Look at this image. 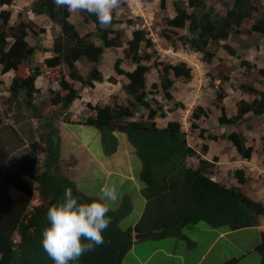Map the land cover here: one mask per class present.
<instances>
[{
    "label": "trees",
    "instance_id": "16d2710c",
    "mask_svg": "<svg viewBox=\"0 0 264 264\" xmlns=\"http://www.w3.org/2000/svg\"><path fill=\"white\" fill-rule=\"evenodd\" d=\"M13 1L0 0V6L10 7ZM150 1L141 0L144 4ZM165 6L166 0H159L160 9L164 10ZM173 8L175 16L163 18L154 30L171 46L179 43L189 51L201 54L205 63L213 61L220 47L230 56H235V51L221 45V42L237 33L246 21L256 19L251 30L264 36V10L258 0H234L232 7L223 15L209 7L207 0H177L173 2ZM30 11L35 16L46 17L57 26L59 35L49 50L39 45L38 38L36 45L31 46L27 38L29 33L36 36V25L19 22L10 26L11 12L0 11V71L2 74L15 72L9 92L13 106L19 107V119L35 120L36 129L45 128L48 133L44 137L31 138L25 153L10 161L8 155L19 149L16 146L20 141L19 135L12 125L0 122V264H54L41 243L42 232L49 226L48 208L62 202L67 188L72 189L73 196L81 203L98 200L82 194L76 184L63 174L59 165L61 139L54 122L62 116L65 123H71L68 110L75 100L80 99L81 92L74 83H80L83 89H91L95 83L102 84L105 80L98 64L104 51L121 48L125 37L115 15L111 25L104 27L98 24L94 15L79 11L83 21L93 24L96 29L90 35L80 36L69 21L70 11L55 4L54 0H34ZM128 24L132 22L128 21ZM176 30H186V34L180 35ZM148 35L145 30H135L125 42V59L135 67L132 71L120 68L121 58H117L113 65L116 75L127 79L123 89L130 98L129 104H119L115 96L110 103L103 105L86 104L88 116L76 123L97 130L106 156L117 151L116 134L126 136L141 163L139 180L143 185L140 194L145 200L144 209L133 228L123 231L119 222L132 211V203L124 198L116 210L107 214L112 222L103 233L105 243L84 253L77 264H122L134 244L132 232L151 233L146 238L171 237L187 241L182 233L187 225L204 224L211 229L226 227L229 231H238L258 227L260 218L264 217L262 202L251 199L235 185L221 184L216 180L214 168L217 158L209 161L199 157L188 144L187 134L179 122L169 121L164 127L156 125V119L165 118L167 112L155 96L160 95L166 102L173 101L170 91L174 81L182 79L189 82L192 76L191 68L183 62L163 65L160 69L157 64H143L151 60V55H141L142 46L146 50L154 49ZM37 50L52 54L43 62L46 68L65 66L68 70L67 75L58 74V90L49 89L51 98L49 103L42 104L43 108L35 102L39 93L35 81L41 71L31 65ZM81 61L89 65L85 75L77 67ZM242 64L250 66L246 62ZM152 69L159 75V85L152 84V90L146 91L145 75ZM258 73L264 78V69ZM106 81L116 83L114 77ZM222 81H227V78ZM238 90L255 97L251 102L240 100L236 115L228 118L222 106L226 93L218 87L214 102L221 114L217 119L221 127L239 124L248 113L257 117L264 115V91L243 84ZM54 108H58V113ZM137 109L146 112L145 119L132 120ZM205 115L199 107L191 114L192 130L198 129L196 122ZM222 137L231 143L241 160L251 159L253 150L246 145L241 133L234 131ZM207 151L206 146L202 148L203 154ZM191 158H196V167L188 166ZM233 174L240 186L248 182L243 170H236ZM254 251L260 257V264H264V232L260 234ZM222 264L240 262L232 258Z\"/></svg>",
    "mask_w": 264,
    "mask_h": 264
},
{
    "label": "rangeland",
    "instance_id": "374dc122",
    "mask_svg": "<svg viewBox=\"0 0 264 264\" xmlns=\"http://www.w3.org/2000/svg\"><path fill=\"white\" fill-rule=\"evenodd\" d=\"M33 1L14 0L10 7L0 6V11L9 10L11 12L10 26H16L19 22L34 23L36 25V36L29 33L28 43L35 46L36 38H38L39 45L49 50L52 47L53 40L59 35V29L46 17L35 16L31 13L30 6ZM174 1L177 0H166L165 9L161 10L159 0H151L146 4L142 3L141 0H121V5L115 10L114 15L116 21L120 23L119 27L124 31L125 37L123 38L122 47L106 49L98 64L105 81L102 84H94L91 89L81 88L78 82L74 83V87L81 91V97L91 105L99 106L110 103L113 96L117 97L119 104L128 105L130 98L123 89L127 84V79L124 76L116 75L113 65L117 58H121L123 62L120 68L124 71H132L135 67L125 59V42L131 38V34L135 30L149 32L148 37L151 38L154 49L146 50L142 46L141 55L144 53L151 55V60L143 62V64L147 66L157 64L160 69L163 65H176L183 62L191 68L192 76L189 82L182 79L174 81L173 88L170 91L173 101L166 102L160 95L155 96L157 101L164 104V110L167 112L165 118L156 119V125L164 127L169 121L179 122L182 130L187 134L188 144L199 157L209 161H212L215 157L217 158L218 162L215 163L214 175L219 183H230L241 188L251 199L264 201V167H262L264 166V115L257 117L252 113H248L239 124L232 127H221L217 121L221 114L214 102L218 87H222L226 93L222 106L225 109L226 116L231 118L236 115L240 100L251 102L255 97L240 92L238 90L240 85L243 84L264 91V78L258 73L259 70L264 69V36L251 30V26L256 19L246 21L237 33H232L227 40L221 42V45L233 49L236 53L235 56H230L220 47L216 50L213 61L205 63L202 61L201 54L193 53L189 51L188 47L179 43L171 46L154 30L163 18H173L175 16ZM207 1L209 7L223 15L232 7L234 0ZM258 2L264 10V0H258ZM69 21L75 26L80 36L90 35L96 30L93 24L83 21L79 11H70ZM128 21H131L132 24H128ZM176 31L180 35L186 34V30ZM95 43L98 45V42ZM50 57H52L50 52L37 50L31 64L41 71V75L35 81V86L39 89V93L35 96V102L40 108H43L42 104L49 103L51 98L49 89L58 90L56 82L58 74L67 75L68 73L65 66L54 69L46 68L43 62ZM243 62L248 63L250 66L243 65ZM77 67L83 75L89 69V65L85 61L79 62ZM251 67L253 68L251 69ZM24 73L26 74V70ZM14 76L15 72L13 71L6 74H2L0 71V122L2 125H12L20 139L19 142H16L19 149L8 155L10 161L25 153L31 138L44 137L48 133L45 128L38 127L36 129L37 122L35 120L19 119V107L18 105L13 106L9 92ZM109 77L117 79L116 83H108L106 80ZM145 77L146 91L152 90V84L159 85L160 79L156 70H150ZM224 77L227 78V81H222ZM82 104L77 113H89L86 103ZM198 107L206 115L200 117L196 122L198 129L192 130L191 114ZM54 110L58 113V108H54ZM169 110L171 111L168 112ZM145 117L146 112L143 109H137L132 120L137 121L145 119ZM68 119L71 120L70 115ZM80 121H83V119L78 117V119L71 121L72 124L69 123L71 125H68L60 116L54 122L62 145L60 168L63 174L69 176L76 184L78 190L89 197L99 198L104 185H115L119 196L117 202L111 205L110 210H116L124 198L129 199L132 203V211L119 222V227L123 231H127L138 221L144 209V200L140 194L143 185L139 180L141 163L126 136L116 134L118 139L116 156L113 161H109L111 166L108 165L107 169H102L101 160H103L105 154L102 150L100 135L92 127L73 125ZM234 131L241 133L246 139V145L253 150L252 159L249 160L248 165L237 155L231 143L222 137ZM212 137H216V139L212 140ZM79 143L85 147H79ZM205 146L208 151L203 154L202 148ZM188 161V166L196 167V158H191ZM112 164H114L113 167ZM111 170L113 172L108 173ZM236 170L244 171L248 179L244 186L237 184L234 179L233 173ZM259 170L262 171V174H259ZM261 175L263 178H261ZM223 230L228 229L224 227L213 230L204 224H197L187 225L182 229V233L187 236L189 242L171 237L161 239L143 238L136 244V257L128 253L122 264H141V262L143 264H182V258L179 260L172 256L174 254L184 256L185 264L192 262L197 264H222L232 258L238 259L240 264H260V257L253 250L254 245L258 244L260 240L254 229L247 228L233 231L234 234L215 240ZM169 254L172 255L169 256ZM202 256L203 258L200 261Z\"/></svg>",
    "mask_w": 264,
    "mask_h": 264
},
{
    "label": "clouds",
    "instance_id": "9594fccd",
    "mask_svg": "<svg viewBox=\"0 0 264 264\" xmlns=\"http://www.w3.org/2000/svg\"><path fill=\"white\" fill-rule=\"evenodd\" d=\"M54 2L71 12L83 11L94 15L98 24L104 27L111 25L114 12L121 5V0ZM101 193L97 201L81 203L73 196L72 189L67 188L62 202L48 208L49 226L42 232L41 243L54 264H77L84 253L94 251L105 243L103 233L112 222L107 214L119 194L115 185L107 184Z\"/></svg>",
    "mask_w": 264,
    "mask_h": 264
},
{
    "label": "crops",
    "instance_id": "0c3cea01",
    "mask_svg": "<svg viewBox=\"0 0 264 264\" xmlns=\"http://www.w3.org/2000/svg\"><path fill=\"white\" fill-rule=\"evenodd\" d=\"M117 80V79H116ZM95 84H97V83H95ZM82 103H86V104H89V102L88 101H85L82 97H81V95H80V99H78V100H75L73 103H72V105L70 106V108H69V110H68V113H69V115H70V117H71V120L70 121H74L75 119H78V117H81L82 119L83 118H85V117H87L88 116V112H84V113H77V110L78 109H80L81 107H82ZM74 111H76V112H74ZM78 116H77V115ZM68 125H71V124H68ZM73 125H76V124H73ZM80 127V126H79ZM78 146L79 147H82V146H84V145H81L80 143L78 144ZM85 147V146H84ZM88 150V148H87V146H86V151ZM92 157H93V155L92 154H90ZM116 156V152L113 154V155H111V156H106L105 155V157H103V160H101V165L103 166L102 167V169L104 168V169H107V167H108V165L109 166H111V164H110V160H112L113 161V159H114V157ZM251 159H252V157H251ZM250 159V160H251ZM77 160H78V158H77ZM249 161H245L244 163L245 164H249L248 163ZM78 163H79V161H78ZM113 165L114 164H112V167H113ZM262 167H264V166H262ZM251 170V169H250ZM117 171H119V170H117ZM113 171L111 170V172H108V173H112ZM248 172H249V170H248ZM259 172H260V170H259ZM259 174H262V171L259 173ZM69 177V176H68ZM261 178H263V176L261 175ZM143 198V197H142ZM144 200V199H143ZM255 201H260V202H262L263 204H264V201L263 200H255ZM144 205H145V200H144ZM136 223V222H135ZM134 223V224H135ZM134 226V225H133ZM133 226L131 227V228H133ZM219 229H221V228H219ZM252 229H254L256 232H257V236L259 237V239H260V234L262 233V232H264V217H262V218H260V225L258 226V227H255V228H252ZM213 230H215V229H213ZM239 231V230H238ZM231 234H234L233 233V231H229V230H223L222 232H220L218 235H217V237L215 238V240L217 239V238H221V237H226V236H229V235H231ZM134 235V232H132V236ZM186 238H187V236H186ZM141 240V239H140ZM140 240H134V244H133V246H132V248H131V250L129 251V253H131L132 254V256H135L136 254H135V247H136V244L138 243V242H140ZM184 241H186V240H184ZM187 242H189V239L187 238ZM259 243V242H258ZM257 245V244H256ZM256 245H254V248H255V246ZM254 248H253V250H254ZM172 254H169V256H171ZM173 257H175V258H178L179 260L182 258V260H183V263L182 264H185L186 263V260H185V258H184V256H178V255H176V254H174V255H172ZM136 257V256H135ZM125 258V257H124ZM203 258V256L200 258V261H201V259ZM124 260V259H123ZM137 261H138V259H137ZM123 263V262H122ZM141 264H143V262H141ZM190 264H197L196 262H192V263H190Z\"/></svg>",
    "mask_w": 264,
    "mask_h": 264
},
{
    "label": "water",
    "instance_id": "95a60500",
    "mask_svg": "<svg viewBox=\"0 0 264 264\" xmlns=\"http://www.w3.org/2000/svg\"><path fill=\"white\" fill-rule=\"evenodd\" d=\"M151 235V233H146V234H134L133 239L136 240H140L143 238H146L147 236Z\"/></svg>",
    "mask_w": 264,
    "mask_h": 264
}]
</instances>
